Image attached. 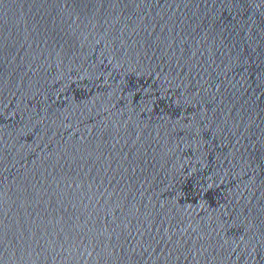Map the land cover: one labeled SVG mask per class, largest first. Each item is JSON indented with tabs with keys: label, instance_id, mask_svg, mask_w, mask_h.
I'll return each mask as SVG.
<instances>
[{
	"label": "water",
	"instance_id": "water-1",
	"mask_svg": "<svg viewBox=\"0 0 264 264\" xmlns=\"http://www.w3.org/2000/svg\"><path fill=\"white\" fill-rule=\"evenodd\" d=\"M0 264H264V0H140L0 103Z\"/></svg>",
	"mask_w": 264,
	"mask_h": 264
}]
</instances>
